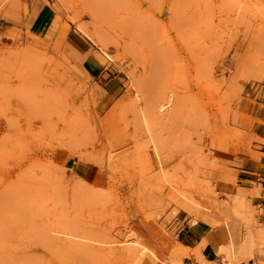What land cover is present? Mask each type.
I'll list each match as a JSON object with an SVG mask.
<instances>
[{
  "label": "rangeland",
  "instance_id": "rangeland-1",
  "mask_svg": "<svg viewBox=\"0 0 264 264\" xmlns=\"http://www.w3.org/2000/svg\"><path fill=\"white\" fill-rule=\"evenodd\" d=\"M0 7V264H264V0Z\"/></svg>",
  "mask_w": 264,
  "mask_h": 264
},
{
  "label": "bare ground",
  "instance_id": "bare-ground-1",
  "mask_svg": "<svg viewBox=\"0 0 264 264\" xmlns=\"http://www.w3.org/2000/svg\"><path fill=\"white\" fill-rule=\"evenodd\" d=\"M1 8V7H0ZM5 10V9H4ZM5 12V11H4ZM143 109V108H142ZM139 111V110H138ZM144 110H143V113H142V117H143V119H144V121H145V125H146V133L148 134V136H149V139H150V142H152V145L154 146V148L155 149H157L156 147H159V141H157L158 139H157V137L155 138V136L156 135H154L155 133H154V131H153V129L151 128V126L149 125V122H148V120H149V118H148V120H147V117H146V115L144 114ZM141 117V115H140V119L142 118ZM142 120V119H141ZM140 120V121H141ZM143 121V120H142ZM151 122V121H150ZM143 125V124H142ZM144 127L145 126H143V129H144ZM143 131H145V130H143ZM148 139V140H149ZM155 139H157L156 141H157V143H156V141H155ZM145 140V139H144ZM148 140H147V142H145V144H147L148 143ZM159 144V145H158ZM158 145V146H157ZM144 146V145H143ZM142 149V148H141ZM159 151H160V148L158 149ZM146 151V150H145ZM159 151H158V153H159ZM145 155V154H144ZM157 155V154H156ZM146 156V155H145ZM159 156V155H158ZM162 179V178H161ZM156 182V181H155ZM160 183H161V181H160ZM158 185V184H157ZM161 189V188H160ZM159 189V190H160ZM234 201V203L236 202L235 200H233ZM237 203H238V201H237ZM240 204V203H239ZM236 205H237V209L239 208V206H238V204H235V207H236ZM237 209H235L236 211H237ZM239 211V210H238ZM256 220V219H255ZM192 225H194V222L192 223ZM235 225H236V223H235ZM229 226V224H227V227ZM112 231V230H111ZM117 231V230H116ZM119 231V230H118ZM117 231V232H118ZM260 231V234H261V237L262 238H264V230H259ZM120 232V231H119ZM258 232V231H257ZM112 233H114V231L112 232ZM114 235H116V234H111V235H109V236H112V238H113V236ZM118 235H120V234H118ZM259 235V234H258ZM121 236V235H120ZM120 236H119V238H120ZM116 237V236H115ZM225 237V236H224ZM110 238V237H109ZM111 238V240H103V241H105V243L106 242H111V241H116V239H112ZM122 238V237H121ZM260 238V237H259ZM129 239V238H128ZM133 239V238H132ZM131 239V240H132ZM261 239V238H260ZM124 240V239H123ZM130 240V241H131ZM119 241V240H118ZM129 241V242H130ZM124 242V241H123ZM122 242V243H123ZM128 242V241H127ZM128 242V243H129ZM132 242V241H131ZM136 241H134V242H132V243H135ZM249 242V241H248ZM257 242V241H256ZM261 242H264V239H262L261 240ZM128 243H126V244H128ZM108 244V243H107ZM115 244V243H114ZM242 244H244V243H242ZM245 244H246V242H245ZM245 244H244V246H245ZM260 244V243H259ZM262 244H264V243H262ZM261 244V245H262ZM117 245V244H116ZM116 245H111V246H106V247H101L102 248V250L104 251V253L105 254H116V253H119L120 252V254L122 255V257L124 256V257H131V258H133V259H135L136 260V262H137V264H145L146 263V260L147 259H149V256H148V254H146V256H144V255H141V254H139V252H142L143 253V251H141L142 249H137V247L135 248V247H133V246H131V247H128V246H124V247H118V246H116ZM119 245V244H118ZM121 245V244H120ZM130 245H132V244H130ZM136 245H137V243H136ZM232 245V244H231ZM262 246H264V245H262ZM139 248V247H138ZM217 250H218V253L222 256V260H225L226 258L228 259V257H230V255H231V250H230V242L228 241V240H226V242H224V241H221V243L218 245V247H217ZM246 253V252H245ZM148 256V257H147ZM250 257V256H249Z\"/></svg>",
  "mask_w": 264,
  "mask_h": 264
},
{
  "label": "crops",
  "instance_id": "crops-1",
  "mask_svg": "<svg viewBox=\"0 0 264 264\" xmlns=\"http://www.w3.org/2000/svg\"><path fill=\"white\" fill-rule=\"evenodd\" d=\"M186 232L189 233V241L187 246L193 245L195 242H200L203 239L209 241L208 245H214L217 249V244L221 240V230H214V228H207L204 225L196 222L193 226L187 227ZM215 250H213L214 252Z\"/></svg>",
  "mask_w": 264,
  "mask_h": 264
},
{
  "label": "built area",
  "instance_id": "built-area-1",
  "mask_svg": "<svg viewBox=\"0 0 264 264\" xmlns=\"http://www.w3.org/2000/svg\"><path fill=\"white\" fill-rule=\"evenodd\" d=\"M246 264H253V263L248 261Z\"/></svg>",
  "mask_w": 264,
  "mask_h": 264
}]
</instances>
